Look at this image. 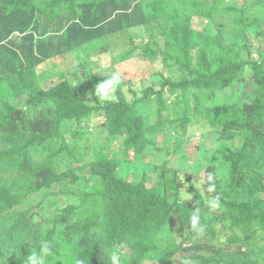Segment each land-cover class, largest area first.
<instances>
[{"label": "trees", "instance_id": "trees-1", "mask_svg": "<svg viewBox=\"0 0 264 264\" xmlns=\"http://www.w3.org/2000/svg\"><path fill=\"white\" fill-rule=\"evenodd\" d=\"M250 7L224 0L209 6L204 0H0V216L30 206L14 216L5 238L0 232V264H27L45 242L50 254L44 264H112L113 254L120 264H264V54L254 60L249 35L264 38V30ZM226 14L241 45L218 23ZM153 22L178 71L158 90L148 85L139 97L126 82L134 100L119 84L114 100L97 98L92 105L78 89L82 83L54 71L52 60L116 33L129 39L128 57L144 40L125 34ZM211 23L216 34L207 33ZM143 51L149 57L158 50L146 44ZM110 72L102 67L91 83L109 80ZM54 75L57 83L44 87ZM167 92L177 97L178 118L162 115L169 110ZM147 101L158 105L153 125L139 114ZM95 112L104 113L110 137L123 139L121 161L95 158L66 140L68 121ZM194 117L220 140L241 143L213 153L201 184H190L192 197L181 196L186 182L176 172L169 176L167 162L151 187L145 172L135 180L120 175L121 164L142 159L148 145L160 150L156 139L164 142L168 127L188 135ZM77 128L71 137L83 133ZM45 150L49 154L36 159ZM62 153L73 161L63 171L55 160ZM61 199L71 203L60 207Z\"/></svg>", "mask_w": 264, "mask_h": 264}, {"label": "rangeland", "instance_id": "rangeland-1", "mask_svg": "<svg viewBox=\"0 0 264 264\" xmlns=\"http://www.w3.org/2000/svg\"><path fill=\"white\" fill-rule=\"evenodd\" d=\"M204 1L207 6L212 2V0ZM253 1L255 2L256 0H224V3L230 5L243 2L245 6L250 7ZM99 2H103V0H97V3ZM248 13L262 20V28L264 30V4L261 3L250 7ZM194 21L193 27L198 28L199 25L196 23L197 19H194ZM218 23L222 27V30L231 36L232 41H236L238 45L242 44L241 40L234 34L231 16L228 14L221 16ZM201 25L203 26V22H201ZM206 29L207 33L210 34H216L218 32V27H215L212 23L207 25ZM125 35L135 37L136 43H141L144 40L139 48L131 52L128 57H125V53L132 47L129 44V39L124 37V34L116 33L99 38V40L97 39L95 42L85 45L83 49L75 51L73 54L62 56L52 61L50 60L52 65L54 63L57 64L54 71L65 72L69 75V79L76 80V83H82L78 89L81 91L83 97L88 99L92 105H97V98L101 103L105 101L96 91L98 85L95 82L91 83L94 79L93 76L97 75L102 67L111 68L110 79L119 74V84L124 86L126 97L130 101L134 100L135 96L129 91L126 82H132L133 90L137 91L138 96L141 97V90L148 85H155V90H158L160 83L165 77L173 76V78H176L178 76V71L173 66L172 60H167V56L163 53L166 50V45L165 37L161 34L160 25L153 22L149 26L136 27L129 34ZM249 35L253 42V58L254 60L259 59L260 54H264V38L255 36L256 34L251 32ZM47 37H49L48 39L53 38V36ZM154 41L158 43V46L155 45ZM146 44H150L154 50H158L157 53L149 57H144L143 50ZM85 55H89V64L87 63ZM41 70L49 73L52 72V68H41ZM67 71L75 72L77 79H74ZM57 81L58 77L54 75L52 78L46 79L43 82V86L48 87L53 82L57 83ZM116 90L117 87L114 91L110 90L109 94L115 96ZM164 99L169 105V110L164 111L162 115L172 119L180 117L182 109L177 104V97L167 92ZM139 114L144 118L147 125H153L159 118L157 103L155 101H147L145 106L139 110ZM104 119L103 112H95L80 122L68 121L66 123V140L71 145L77 144L81 147V150L89 148L91 152L95 153V158H99L100 156L116 157L120 160L126 156L123 145L124 141L120 137L114 138L109 136L106 127L103 125ZM203 122V120L194 117V122L189 125L188 135L181 134L175 126L168 127L165 131V141L161 142L162 139H156V144H158L160 150L155 146L148 145L145 148V156L142 159H129L131 160L128 162V164L130 163L129 165L121 164L120 175L128 180H135L145 172L149 179L147 185L151 187L159 179L161 165L167 162L164 169L169 173V176H173L176 172L186 182L185 190H183L184 192L181 196L184 198L192 197L190 184H201V173L206 166L212 164L210 159L213 153L218 149L224 148V146L236 149L241 143L239 140L235 142L220 140L219 134ZM77 127H80L83 133L73 138L71 137V133L78 129ZM153 136L154 134H148V137ZM182 140L185 143L176 151V145ZM47 154L49 153L45 150L41 154L36 155V159H41ZM55 160L61 171L67 170L69 164L73 163L64 153L56 157ZM156 166L157 169H155ZM67 203H71V200L64 201L61 199L58 202V206L63 207ZM29 207V205L24 204L9 214L0 216V232L4 238L8 234V226L12 223L14 216ZM32 211L36 213L38 208L34 207ZM52 212L53 208L48 212V215H51ZM172 225L175 227V221L172 222Z\"/></svg>", "mask_w": 264, "mask_h": 264}, {"label": "clouds", "instance_id": "clouds-1", "mask_svg": "<svg viewBox=\"0 0 264 264\" xmlns=\"http://www.w3.org/2000/svg\"><path fill=\"white\" fill-rule=\"evenodd\" d=\"M119 83H120V76H119V74H117L112 79H109L103 83H100L97 86L96 91L102 99L114 100L115 96L110 95L109 92H110V90L114 91ZM208 178L211 179L212 176H209ZM214 190H215V186H213L212 188L209 189V191H214ZM212 206L217 207L218 204L213 203ZM198 220H199L198 216H196V215L192 216L191 222H192L193 228H196V226L198 224ZM201 231H202V229H201ZM49 254H50V248L48 247L47 242H45L41 245V254L40 255H37L36 253L31 254L28 257L27 264H44V257L49 255ZM111 261H112V264H120L119 257L116 254H113L111 256Z\"/></svg>", "mask_w": 264, "mask_h": 264}]
</instances>
